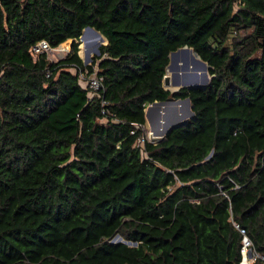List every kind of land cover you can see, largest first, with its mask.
Returning a JSON list of instances; mask_svg holds the SVG:
<instances>
[{
    "label": "trees",
    "instance_id": "1",
    "mask_svg": "<svg viewBox=\"0 0 264 264\" xmlns=\"http://www.w3.org/2000/svg\"><path fill=\"white\" fill-rule=\"evenodd\" d=\"M183 47L204 90L163 89ZM94 67L91 97L71 68ZM185 98L194 118L137 146L146 107ZM234 224L264 256V0H0V264H240Z\"/></svg>",
    "mask_w": 264,
    "mask_h": 264
},
{
    "label": "water",
    "instance_id": "2",
    "mask_svg": "<svg viewBox=\"0 0 264 264\" xmlns=\"http://www.w3.org/2000/svg\"><path fill=\"white\" fill-rule=\"evenodd\" d=\"M88 36L99 38V40H100L99 42L92 43L95 45V48L93 50L94 54L99 55L98 48H99V46H101L100 44L104 42V38L94 29L87 27L83 30L82 35L80 36V41L87 38ZM190 56H191V59L197 65H199L201 69H203V71H204L203 79H200L198 77V75H196L194 73L186 72L184 74H178L176 72L179 69L178 68L179 67L178 62L182 58H184V59L186 57L190 58ZM168 58H169V63L165 68V76H164L163 81H162V86H163L164 90L170 91L169 89H167V87H169L170 84H171V87L178 88V89H176L174 91H170V92H175L181 88L204 90L209 85L210 79L207 76L209 67L205 62H203L202 60L199 59V57L196 55V53L191 48H188V47L180 48L174 52H171L169 54ZM90 61H91V58H90L89 54H87L86 58L84 60V64L88 65V63ZM188 69L189 68H188L187 61H185V70L188 71ZM168 72L170 73V78L166 76V73L168 74ZM177 105H181V106L186 105L189 109L190 120H192L194 118V114L191 110V104H190V101L188 98H185V99H167L165 101H160V102L155 101L146 107V109L144 111L145 122L147 123V119L149 121L152 120L151 118L154 117L155 115L158 116L161 109L176 110ZM146 110H148V111L146 112ZM190 120H188L186 115H184V114H181V115L176 114L173 117H171L170 119H167L166 122L163 124V128L161 130L160 129L158 130V132H159L158 135L160 137L164 136V138L163 139H153L154 141H152V143L153 144L155 143V145L162 143L165 140L167 134H169L171 130L186 126ZM211 154L212 153H210L207 158H210ZM113 241H116V243L125 244L127 246L131 245L130 243L123 242L119 236H116Z\"/></svg>",
    "mask_w": 264,
    "mask_h": 264
},
{
    "label": "rangeland",
    "instance_id": "3",
    "mask_svg": "<svg viewBox=\"0 0 264 264\" xmlns=\"http://www.w3.org/2000/svg\"><path fill=\"white\" fill-rule=\"evenodd\" d=\"M79 44H80V46H79V49H80L79 53H80L81 52L82 41H79ZM103 44H105V42L101 43L100 45H103ZM70 46H71V41L69 40V41L65 42L64 44H61L58 48L51 50V52L46 53L49 61L57 62V61L65 58V56L70 51ZM94 48H95V45L92 44V43H89L85 47L84 55H80L78 53L79 56L81 57L83 63H84V60H85L87 54H89V56L91 58V61H92V57L96 56V54H94V52H93ZM64 50H69V51L66 52ZM91 61L88 63V65L91 63ZM180 61L183 62V65L179 66L180 62H178V66H179L178 68L179 69L176 71L178 74H184L186 72L194 73V74L198 75V77L200 79H203V74H204L203 69H201L200 66L197 65L191 59V56H190V58L189 57L188 58L186 57L185 59L182 58ZM185 61H187V64H188V68H189L188 71L185 70ZM166 76L170 78V73L169 72H168V74L166 73ZM207 76L210 79V76L208 75V73H207ZM167 89H169L170 91H174V90H176L178 88L171 87V84H170L169 87H167ZM146 112H147V110H146ZM176 114H178V115L184 114V115H186L187 119L190 120L189 109H188V107L186 105H183V106L177 105L176 106V110H173V109H168V110L161 109L158 116L155 115L154 117L151 118L152 120H150V121L148 120L147 123L145 122V125H144V135L145 136L144 137H145L146 141L149 142V143H152V140L149 139V136H148V130H149L148 124H150L151 130L155 133V135H158L159 134L158 130L159 129L161 130L163 128V124L166 122V120L170 119L171 117H173ZM113 242H116V241H113Z\"/></svg>",
    "mask_w": 264,
    "mask_h": 264
},
{
    "label": "built area",
    "instance_id": "4",
    "mask_svg": "<svg viewBox=\"0 0 264 264\" xmlns=\"http://www.w3.org/2000/svg\"><path fill=\"white\" fill-rule=\"evenodd\" d=\"M50 46L45 41H40L36 45L32 46L30 49V54L33 58L42 54L51 52ZM68 52V50H66ZM69 53V52H68ZM85 65V64H84ZM74 73L78 72V78L81 85L89 89V93L91 97L97 96L102 88V79L97 75L96 67L93 68V72H89L86 68L83 70H78L76 68H71ZM101 105H105V101L102 98ZM104 114L105 112L102 111ZM133 126L138 129L139 126L133 124ZM133 134V133H132ZM146 141L145 137H142L136 141L137 146H143ZM234 227L240 232L241 239V247H240V264H254L257 261H260L264 264V256L260 255L253 247L251 240L246 235V232L238 227V225L234 224Z\"/></svg>",
    "mask_w": 264,
    "mask_h": 264
},
{
    "label": "bare ground",
    "instance_id": "5",
    "mask_svg": "<svg viewBox=\"0 0 264 264\" xmlns=\"http://www.w3.org/2000/svg\"><path fill=\"white\" fill-rule=\"evenodd\" d=\"M99 41H100L99 38L92 37V36H88L87 38L83 39L82 40V45H81V52L79 54L80 55H84L85 47H86L87 44L94 43V42H99ZM64 51H66V50H64ZM179 62H180L179 66H182L183 62L182 61H179ZM147 121H148V119H147ZM148 136H149V139H151L152 141H154L153 139H163L164 138V136L160 137L159 135H155V133L151 130V128H149V130H148Z\"/></svg>",
    "mask_w": 264,
    "mask_h": 264
},
{
    "label": "crops",
    "instance_id": "6",
    "mask_svg": "<svg viewBox=\"0 0 264 264\" xmlns=\"http://www.w3.org/2000/svg\"><path fill=\"white\" fill-rule=\"evenodd\" d=\"M70 41H71V40H70ZM104 42H105V40H104ZM96 69H97V68H96ZM148 126H149V128H151V127H150V124H148Z\"/></svg>",
    "mask_w": 264,
    "mask_h": 264
}]
</instances>
